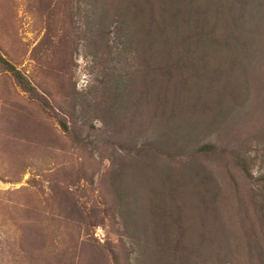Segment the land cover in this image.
Here are the masks:
<instances>
[{
    "label": "trees",
    "instance_id": "1",
    "mask_svg": "<svg viewBox=\"0 0 264 264\" xmlns=\"http://www.w3.org/2000/svg\"><path fill=\"white\" fill-rule=\"evenodd\" d=\"M87 3L89 52L101 65L112 61V116L125 108L157 130L135 148L114 144L125 155L111 203L125 230L118 244H75L79 264H264L263 228L245 202L253 195L233 173L251 176L239 143L264 134V0ZM0 64L69 133L1 52ZM71 134L75 144L94 142ZM208 154L221 158L216 169L186 159Z\"/></svg>",
    "mask_w": 264,
    "mask_h": 264
},
{
    "label": "rangeland",
    "instance_id": "2",
    "mask_svg": "<svg viewBox=\"0 0 264 264\" xmlns=\"http://www.w3.org/2000/svg\"><path fill=\"white\" fill-rule=\"evenodd\" d=\"M77 3L0 0V52L32 80L69 129L0 64V264H79L75 244H118L125 227L113 209L110 185L125 152L112 149L115 143L135 148L144 131L157 130L155 123L133 120L125 108L112 116L106 85L115 78L112 61L101 65L89 52L90 5ZM71 133L94 142L75 144ZM239 144L251 176L233 173L253 195L245 202L264 232V180L258 179L264 175V134ZM131 155L144 165L142 156ZM186 159L216 169L221 158Z\"/></svg>",
    "mask_w": 264,
    "mask_h": 264
}]
</instances>
